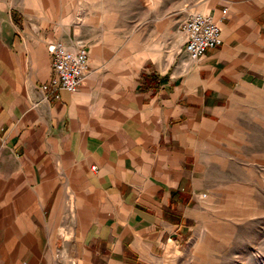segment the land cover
<instances>
[{
  "label": "crops",
  "instance_id": "crops-1",
  "mask_svg": "<svg viewBox=\"0 0 264 264\" xmlns=\"http://www.w3.org/2000/svg\"><path fill=\"white\" fill-rule=\"evenodd\" d=\"M44 1L0 0V264H187L211 149L264 86V0L189 5L220 29L198 58L156 1L106 23ZM54 40L84 45L87 70L46 100Z\"/></svg>",
  "mask_w": 264,
  "mask_h": 264
},
{
  "label": "rangeland",
  "instance_id": "rangeland-1",
  "mask_svg": "<svg viewBox=\"0 0 264 264\" xmlns=\"http://www.w3.org/2000/svg\"><path fill=\"white\" fill-rule=\"evenodd\" d=\"M45 1L52 16L90 15L94 22L106 23L122 6L137 12L139 7L152 9L150 1L158 3L162 14L171 12L181 20L198 0H129L125 5L123 0ZM216 144L210 155L207 182L213 196L204 215V235L189 240L186 263L264 264V86L233 103L224 140Z\"/></svg>",
  "mask_w": 264,
  "mask_h": 264
},
{
  "label": "built area",
  "instance_id": "built-area-1",
  "mask_svg": "<svg viewBox=\"0 0 264 264\" xmlns=\"http://www.w3.org/2000/svg\"><path fill=\"white\" fill-rule=\"evenodd\" d=\"M224 13V9L221 10ZM223 15H221L222 19ZM178 30L184 37L183 50L191 57H200L207 49L221 44L220 29L209 14L193 11L181 20ZM50 53V74L38 89L46 99H57L58 90L74 92L87 70V49L78 44L67 47L54 40L47 45ZM204 193L202 194V196Z\"/></svg>",
  "mask_w": 264,
  "mask_h": 264
}]
</instances>
